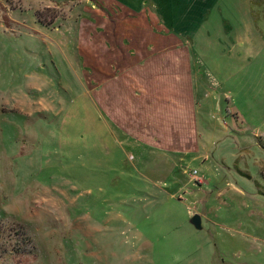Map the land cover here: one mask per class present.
Masks as SVG:
<instances>
[{
  "label": "rangeland",
  "instance_id": "1",
  "mask_svg": "<svg viewBox=\"0 0 264 264\" xmlns=\"http://www.w3.org/2000/svg\"><path fill=\"white\" fill-rule=\"evenodd\" d=\"M189 3L0 0V178L10 191L25 184L21 195L51 194L19 217L4 209L0 185V264H264V68L201 81V137L178 153L160 146L163 139L126 134L92 101L98 13L121 24L138 6L157 4L184 41L218 7L240 23L247 18L238 0H193L191 12ZM252 16L264 37V0H253ZM125 31L115 28L114 46ZM41 79L62 98L59 115L32 116L14 95L23 86L38 97ZM70 103L73 115L64 114ZM54 229L50 248L44 232ZM75 233L87 237L83 245Z\"/></svg>",
  "mask_w": 264,
  "mask_h": 264
},
{
  "label": "crops",
  "instance_id": "2",
  "mask_svg": "<svg viewBox=\"0 0 264 264\" xmlns=\"http://www.w3.org/2000/svg\"><path fill=\"white\" fill-rule=\"evenodd\" d=\"M238 2V8L241 3V10L247 16L244 23H240L244 18L234 20L225 9L218 7L219 13L206 15L203 24L191 29L186 41L166 27L171 18L167 17V12L159 13L157 4L152 8L144 5L146 10L140 6L129 10L131 13L125 14L129 20L122 19L121 24L115 19H104L98 13L94 39L99 38L96 42L100 51L95 52L98 63L94 70L99 88H95L92 101L101 116L103 114L126 134L142 142L156 141L158 144L163 139L160 146L172 152L196 147L201 137L199 112L203 107L199 102L200 82L211 80L210 75L214 74L220 82H229L243 71L264 68V37L252 18L253 0ZM192 4L190 0L187 7L190 12ZM174 20L181 22L179 17ZM107 23L112 24L108 32ZM121 26L127 29L128 39L115 41L118 44L114 46L115 28ZM119 44L120 48L123 44L126 48L124 56L117 50ZM218 50L220 54L215 53ZM106 52H110L111 58L108 77L101 72ZM106 82L110 90L116 92L115 98H112L113 93L110 99L107 96ZM214 82L217 84L213 80L210 84ZM71 103L64 114L73 115L75 103L70 107Z\"/></svg>",
  "mask_w": 264,
  "mask_h": 264
},
{
  "label": "clouds",
  "instance_id": "3",
  "mask_svg": "<svg viewBox=\"0 0 264 264\" xmlns=\"http://www.w3.org/2000/svg\"><path fill=\"white\" fill-rule=\"evenodd\" d=\"M35 87L41 93L38 97H32L28 95L23 86L20 87L19 93H14L15 96L22 95L24 97L23 107L28 110L29 114L35 116L39 112L48 113L51 115H59L60 109L58 105L62 104V98L59 97L51 86L50 81L41 79L36 84ZM65 121L69 120V117H64ZM0 185L3 186L7 199L5 200L3 207L11 215L24 216L28 213L29 208L35 204L40 205L41 202L49 197L51 194L45 193L39 189L32 191L30 193L21 195L25 184H17L15 191H10L9 182L0 178ZM12 207L16 210L10 211L9 208ZM66 230V229H65ZM59 231V229H54L52 231L44 232V240L47 242L50 248H54L58 241L52 239L53 232ZM76 239L81 242V245L87 240L81 233H75Z\"/></svg>",
  "mask_w": 264,
  "mask_h": 264
},
{
  "label": "water",
  "instance_id": "4",
  "mask_svg": "<svg viewBox=\"0 0 264 264\" xmlns=\"http://www.w3.org/2000/svg\"><path fill=\"white\" fill-rule=\"evenodd\" d=\"M191 222L198 229H200L202 227L201 226V218H200L199 215L193 216L192 219H191Z\"/></svg>",
  "mask_w": 264,
  "mask_h": 264
},
{
  "label": "bare ground",
  "instance_id": "5",
  "mask_svg": "<svg viewBox=\"0 0 264 264\" xmlns=\"http://www.w3.org/2000/svg\"><path fill=\"white\" fill-rule=\"evenodd\" d=\"M161 140V139H160ZM195 141H193V143H194Z\"/></svg>",
  "mask_w": 264,
  "mask_h": 264
},
{
  "label": "trees",
  "instance_id": "6",
  "mask_svg": "<svg viewBox=\"0 0 264 264\" xmlns=\"http://www.w3.org/2000/svg\"><path fill=\"white\" fill-rule=\"evenodd\" d=\"M40 19H42V18L40 17Z\"/></svg>",
  "mask_w": 264,
  "mask_h": 264
}]
</instances>
